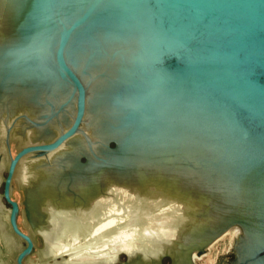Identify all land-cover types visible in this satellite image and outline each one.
Segmentation results:
<instances>
[{
    "label": "water",
    "instance_id": "obj_1",
    "mask_svg": "<svg viewBox=\"0 0 264 264\" xmlns=\"http://www.w3.org/2000/svg\"><path fill=\"white\" fill-rule=\"evenodd\" d=\"M0 188L15 264H264V0H0Z\"/></svg>",
    "mask_w": 264,
    "mask_h": 264
},
{
    "label": "rangeland",
    "instance_id": "obj_2",
    "mask_svg": "<svg viewBox=\"0 0 264 264\" xmlns=\"http://www.w3.org/2000/svg\"><path fill=\"white\" fill-rule=\"evenodd\" d=\"M1 192L2 188H0V193ZM12 198L19 204L23 200L22 194L16 187L13 191ZM20 209H22L21 206ZM19 225L20 229L27 235L32 236L34 240V249L30 256L25 259L24 264H56L52 255L44 251L42 238L39 235H33L22 213L19 216ZM227 238L228 237L214 245L212 252H225L228 248V244L226 243ZM19 246L20 243L18 239L13 237L9 231L6 212L0 209V264H15V257L18 253ZM63 259H66V257H57L56 261L61 262ZM121 260H123V258ZM212 261V257L208 256L197 260L196 264H211Z\"/></svg>",
    "mask_w": 264,
    "mask_h": 264
},
{
    "label": "bare ground",
    "instance_id": "obj_3",
    "mask_svg": "<svg viewBox=\"0 0 264 264\" xmlns=\"http://www.w3.org/2000/svg\"><path fill=\"white\" fill-rule=\"evenodd\" d=\"M114 209H115V207H110V208L103 209V210L99 211L97 214L95 212H93L92 216H89L86 218V219H89L90 221L84 220L82 222V223H85V225H87V226H92V224H94V227H95L94 232L92 230H90L89 233L92 237V240L99 239L97 241V243L99 242V245L94 246L95 244L91 243L87 246H88V248H90V250L96 251V253L102 252V250L105 247H108V243H109V245H115L116 243H120L121 247H126V250H131L132 248H134L133 245L127 244V241L124 238H127V237L133 238L135 236L136 231H133L131 233L121 232L119 229H115L113 226L114 225L117 226L119 224V222H116L115 218H117V220L118 219H124V221H126V219H133L134 217H136L138 215L134 214V212H130V213L128 212V213H126V215H123V216L117 215L119 210L116 211ZM112 212H116L115 217H109L112 214ZM100 217H104L103 218L104 220H102L101 222H97L95 224V222L98 221L97 218H100ZM145 221H146V218L145 217L142 218L139 215V218L137 219L136 222H145ZM159 226H162V225L159 224ZM108 228H110V230H107ZM77 229H78V231H81L83 228L78 227ZM103 230H105L104 233H99L100 231H103ZM71 247H72V249H75L77 247V245L72 243ZM135 247L141 248L138 246H135ZM55 249H56V251H54V254L58 255L60 252H62L63 248H59V247L57 248L56 247Z\"/></svg>",
    "mask_w": 264,
    "mask_h": 264
}]
</instances>
